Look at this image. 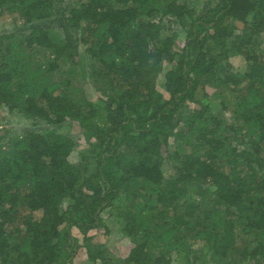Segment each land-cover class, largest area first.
Returning <instances> with one entry per match:
<instances>
[{"label":"trees","instance_id":"obj_1","mask_svg":"<svg viewBox=\"0 0 264 264\" xmlns=\"http://www.w3.org/2000/svg\"><path fill=\"white\" fill-rule=\"evenodd\" d=\"M5 14L0 264H264V0Z\"/></svg>","mask_w":264,"mask_h":264},{"label":"rangeland","instance_id":"obj_2","mask_svg":"<svg viewBox=\"0 0 264 264\" xmlns=\"http://www.w3.org/2000/svg\"><path fill=\"white\" fill-rule=\"evenodd\" d=\"M183 1H185V0H183ZM186 1H188V3H190V4H192L193 0H186ZM66 3H67V1L65 2V7L68 6V4L66 5ZM198 5H200V3ZM69 6H72V3L71 4L69 3ZM68 9H70V7H68ZM6 30L9 31V32H21V30H22L21 22L18 21V19L16 21V15L5 14L0 19V32L6 31ZM232 62L234 64V62H239V60L234 59ZM239 66L240 67H244V64L241 62V60H240ZM238 70L242 71V69H238ZM4 116L0 113V135H3L4 130L5 129H9V128L13 129L14 131L24 130L27 127L29 129L30 128L33 129L30 126V124H18L17 125L18 118L16 116H14V115H12V116L11 115L10 116L6 115V119H4ZM76 157H77V155L75 154L73 156V161L76 160ZM169 168H171V167L167 163L165 165V170H168ZM112 228L115 231V227H112ZM97 232L102 233L101 230L97 231ZM93 233L96 234V232H92L91 234H93ZM121 244H122V242L119 241L118 234H116V235L112 236L111 243H109V247H111V248L117 247L118 248ZM78 264H86V263L85 262H81V263H78Z\"/></svg>","mask_w":264,"mask_h":264}]
</instances>
